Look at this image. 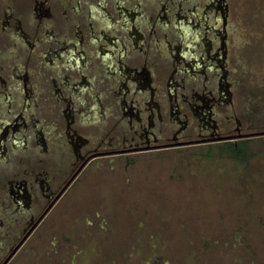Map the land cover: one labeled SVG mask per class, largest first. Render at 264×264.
I'll return each instance as SVG.
<instances>
[{"label": "flooded vegetation", "instance_id": "flooded-vegetation-1", "mask_svg": "<svg viewBox=\"0 0 264 264\" xmlns=\"http://www.w3.org/2000/svg\"><path fill=\"white\" fill-rule=\"evenodd\" d=\"M261 143L264 0H0V264L101 158Z\"/></svg>", "mask_w": 264, "mask_h": 264}, {"label": "rangeland", "instance_id": "rangeland-1", "mask_svg": "<svg viewBox=\"0 0 264 264\" xmlns=\"http://www.w3.org/2000/svg\"><path fill=\"white\" fill-rule=\"evenodd\" d=\"M261 145L101 158L10 264H264Z\"/></svg>", "mask_w": 264, "mask_h": 264}, {"label": "trees", "instance_id": "trees-1", "mask_svg": "<svg viewBox=\"0 0 264 264\" xmlns=\"http://www.w3.org/2000/svg\"><path fill=\"white\" fill-rule=\"evenodd\" d=\"M242 160H243L244 162H245V161L248 162V160H250V158L247 160L245 157H243Z\"/></svg>", "mask_w": 264, "mask_h": 264}]
</instances>
